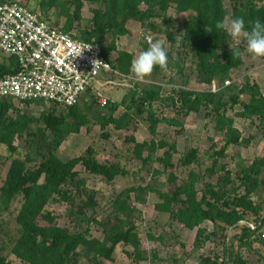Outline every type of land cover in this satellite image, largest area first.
<instances>
[{
    "label": "trees",
    "instance_id": "1",
    "mask_svg": "<svg viewBox=\"0 0 264 264\" xmlns=\"http://www.w3.org/2000/svg\"><path fill=\"white\" fill-rule=\"evenodd\" d=\"M22 1L25 4L36 1L40 12L35 13L41 17L55 12L54 27L58 28L63 20L61 32L85 43L98 44L102 57L112 68V72L101 77L111 79L118 75L130 79L134 57L119 51L117 42L129 36L132 27H137L143 37L165 39L170 49L167 70L157 67L147 77L151 82L128 81L120 102L108 99L105 107L98 104L106 113L90 114L97 101L91 89L75 106L63 108L61 113L54 104L45 108L43 101L17 102L44 107L38 118L19 109L13 99H0V148L8 153L0 155V174L6 170L0 185V264H12L5 253L20 264H123L114 259L119 246L131 249L125 251L131 264L160 262L156 252L149 257L142 248L135 221L139 212L136 205L145 206L150 194L159 201L154 205L156 217L151 223L161 231L157 235L149 232L146 235L149 241L163 247L173 242L183 247L179 238L185 229L195 231L196 251L207 243L220 248L221 255L202 254L197 264H250L253 257L264 264V153L248 166H237L235 172L221 164L229 147H246L251 143L235 128L236 120H257L264 129V94L248 76H244L240 85L224 86L243 66V55L248 53L242 39L233 46L242 55L233 59L228 47L231 38L214 28L217 21L238 16L245 19L246 28L250 20L264 23V0ZM14 2L0 0V4ZM86 4L88 16L84 19ZM171 9L177 15H186L180 24L170 15ZM206 23L213 26L214 32L203 31ZM144 41L142 51L148 48ZM176 48L182 63L172 57ZM0 56V79L14 75L16 59L1 53ZM171 68L176 71V79L163 83ZM191 81L203 86L214 82L218 90H191L188 88ZM167 84L170 89L165 94L163 87ZM235 107L239 111L230 116ZM119 109L121 113L115 115ZM202 109L208 124L222 135L221 146L210 140L202 155L196 148L178 153L174 142L165 136L159 139L157 128L161 123L182 130L179 116L197 114ZM165 110L175 117H159ZM139 120L147 122L150 141H136L134 133ZM92 124L99 128L104 139L109 138V127L117 133H127L125 140L131 146L130 153L141 164L139 172L142 174L146 169L144 175L148 176V181L141 176L138 184L114 194L105 207L104 218L98 215L99 192L87 186V179L77 167L109 186L118 179L129 178V170L121 160L98 161L91 148L66 162L55 155L69 136L79 135L83 128L89 132ZM21 139H24L23 153L17 145ZM160 150L163 153L159 156ZM151 163H160L163 171L148 169ZM164 175L168 186L165 191L156 183ZM214 178L215 183L210 182ZM53 207L64 208L65 226L57 222ZM205 223L211 224V231L203 226ZM93 225L102 231L101 239L91 236ZM172 263L185 264L176 257Z\"/></svg>",
    "mask_w": 264,
    "mask_h": 264
},
{
    "label": "rangeland",
    "instance_id": "2",
    "mask_svg": "<svg viewBox=\"0 0 264 264\" xmlns=\"http://www.w3.org/2000/svg\"><path fill=\"white\" fill-rule=\"evenodd\" d=\"M16 2L24 5L25 2L22 0H16ZM27 8V4H25ZM31 9L37 13H39L38 5L36 1H33ZM84 19L88 16V4L85 5L83 9ZM170 15L176 19L177 23H181L186 15H177L174 9L170 10ZM43 19L48 22L50 25L55 26V22L57 20L56 13L50 12L47 17L42 16ZM62 21L60 20L58 28L61 27ZM151 37V36H150ZM155 39V38H154ZM161 39V38H160ZM143 37V33L137 28L132 27L131 34L129 36L121 38L117 42V48L119 51H126L129 52L135 57L142 51V44L145 42ZM242 41V40H241ZM231 41V45L236 46L241 43ZM166 51H169L170 46L168 43L165 45ZM228 47H230L228 45ZM175 61H179L182 63V57L179 50L176 48L172 55ZM2 56H0L1 62ZM243 66L234 72L231 75L229 81V85H240L243 83L244 76H248L251 79L252 83H255L261 89L262 94H264V58L260 57H253L251 55L245 54L243 55ZM176 71L175 69L171 68L166 72V79L163 83H169V79L175 80L176 79ZM132 80H137L135 76H130V79L125 80L123 77L118 75L115 78H106V77H98L97 83L94 87H98V91L104 97L109 99L111 102H120L122 97L124 96L127 89L125 86L127 83ZM129 81V82H128ZM138 81V80H137ZM151 82L152 80L146 78L141 80L140 82ZM177 81V80H176ZM225 85V84H224ZM94 87L91 89L90 93L95 95ZM209 86H203L198 84L196 81H191L189 83L188 88L195 91H208L210 90ZM170 89V85H165L163 87V93H167ZM16 106L19 109H22L26 114L30 115L33 118H38L43 111L44 107L47 108L50 106L45 104L44 107L42 106H35L29 105L26 106L24 104H18L15 102ZM93 106V105H92ZM98 105V101L93 106V110L90 114L95 115L96 113H106V110L100 109ZM239 107H235L232 111L229 112L230 116H233L235 112L239 111ZM58 113L64 112L63 108L59 107L56 110ZM121 109H119L115 115H119L121 113ZM159 117L170 119L174 118L175 115L170 110H165L163 113L159 115ZM89 118H91L89 116ZM180 121L183 124V129L179 130V128L170 127L166 123H161L158 128L157 132L159 135V139L162 136L166 137V140L169 142H174L177 147L178 153L184 152L186 149L189 148H196L198 149L200 155L206 151L211 142L213 140L217 143L218 146L223 144V137L221 134L215 132L211 125L208 124V121L205 119V110H201L197 114L191 113L187 117L179 116ZM148 124L145 120H139L136 123V131L134 133V137L138 143H142L143 141H150L151 136L147 130ZM33 128H36L33 127ZM235 128L241 133L244 139L250 138L251 143L248 146H235L229 147L227 150V156L225 159L221 160V164L227 165V167L232 171L235 172L237 166H248L255 158L262 156L264 153V129L258 125V121L255 120L254 122L250 121H235ZM109 138L104 139L101 136V131L98 127L94 126L93 124L90 126V131L86 132V129L83 128L79 135H72L69 136L66 141L61 145V147L55 153L56 157L61 160L62 162H66L70 159L77 158L83 155L88 148H91L95 154V157L100 162H115L121 160L124 166L129 170L130 175L129 178L123 180L118 179L113 186L106 185L103 183L99 178L88 176L83 170L82 167H77V171L81 173L83 177L87 179V186L90 189L96 190L100 194V207L98 210V215L102 218L105 217V207L110 204L112 197L114 194L120 192L122 189L130 186H134L139 183L140 177L143 176L148 181V176L144 175L145 170L143 173L139 172L141 168V164L137 161L130 153L131 146L125 140L128 137L127 133H117L111 127L107 131ZM19 146L20 152L23 153L24 150V139H21L20 142H17ZM42 149L41 145H39ZM33 153H35V148H33ZM163 153V150L158 151V155L160 156ZM0 155L7 156L8 153L5 151L4 148H0ZM174 161L178 158L176 155L174 157ZM148 169H155L158 171H163V167L160 163H151ZM6 170L0 174V185L3 182V178L5 176ZM180 173V172H178ZM216 179L210 180V182L215 183ZM157 185L159 189L165 191L167 190L168 186L166 183V177L161 176L157 179ZM158 198L154 194H150L148 196V201L145 206L136 205L138 214L136 215V226H137V233L140 236L142 242V248L147 252V255L150 257V254L156 252L158 254L160 262L155 264H173L172 258L176 257L181 261H184L185 264H197L202 254H210L213 255L218 253L221 255L220 248L214 243H207L205 247L199 251H196L193 248V241L195 237V231H188L182 230L180 234V243H182L183 247L180 244H175L174 242L170 244L168 247H163L158 243H154L149 241L146 238V235L150 232L153 235H157L160 233L161 229L159 227H155L151 222L156 217V213L154 211V205L158 203ZM52 211L56 214L58 219V223L60 226H65L66 218H65V211L64 208H57L53 207ZM149 226L151 228H149ZM209 231L212 230V226L210 223H205L203 225ZM168 230V229H166ZM91 236L97 239L102 238V231L97 226L91 227ZM131 251V249L123 248L119 246L115 253L114 259L123 264H131V260L125 254V251ZM188 256H185V255ZM8 261L12 264H20V261L14 258L13 256L8 255L5 253ZM83 262V261H82ZM105 264H110L109 262H105ZM140 264H150L149 261L142 262ZM250 264H261V262L257 261L255 257L251 258Z\"/></svg>",
    "mask_w": 264,
    "mask_h": 264
},
{
    "label": "built area",
    "instance_id": "3",
    "mask_svg": "<svg viewBox=\"0 0 264 264\" xmlns=\"http://www.w3.org/2000/svg\"><path fill=\"white\" fill-rule=\"evenodd\" d=\"M0 53L17 61V72L0 79V99L18 103L43 101L69 108L98 77L112 72L98 44L74 39L18 2L0 4ZM94 61L102 63L94 68ZM210 86L209 91L218 90L214 82ZM98 89L94 87L98 104L105 107L108 99Z\"/></svg>",
    "mask_w": 264,
    "mask_h": 264
},
{
    "label": "clouds",
    "instance_id": "4",
    "mask_svg": "<svg viewBox=\"0 0 264 264\" xmlns=\"http://www.w3.org/2000/svg\"><path fill=\"white\" fill-rule=\"evenodd\" d=\"M215 32L223 30L231 41L239 43L242 39L246 43V51L253 57L264 58V23L259 19L248 21L246 28L245 19L243 17H233L217 21L215 23ZM211 24H205L203 31L205 33L214 32ZM148 48L139 52L130 65V71L138 81L150 77L153 71L159 67L162 71H166L168 67V54L166 51L165 39H153L146 37ZM232 58H239L242 53L239 48H233L229 42ZM91 47V46H90ZM89 47V48H90ZM100 61H94V68Z\"/></svg>",
    "mask_w": 264,
    "mask_h": 264
},
{
    "label": "crops",
    "instance_id": "5",
    "mask_svg": "<svg viewBox=\"0 0 264 264\" xmlns=\"http://www.w3.org/2000/svg\"><path fill=\"white\" fill-rule=\"evenodd\" d=\"M32 2L33 1H30V2L27 3V8H30L29 6H31ZM29 10H31V9H29ZM31 11H33V10H31ZM33 12H35V11H33Z\"/></svg>",
    "mask_w": 264,
    "mask_h": 264
}]
</instances>
